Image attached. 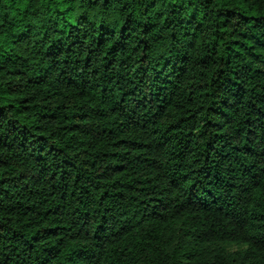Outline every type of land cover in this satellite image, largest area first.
<instances>
[{"label":"trees","instance_id":"16d2710c","mask_svg":"<svg viewBox=\"0 0 264 264\" xmlns=\"http://www.w3.org/2000/svg\"><path fill=\"white\" fill-rule=\"evenodd\" d=\"M0 264H264V0H0Z\"/></svg>","mask_w":264,"mask_h":264}]
</instances>
